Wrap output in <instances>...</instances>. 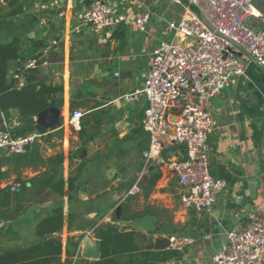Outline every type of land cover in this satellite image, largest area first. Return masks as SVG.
Segmentation results:
<instances>
[{
    "label": "crops",
    "instance_id": "obj_1",
    "mask_svg": "<svg viewBox=\"0 0 264 264\" xmlns=\"http://www.w3.org/2000/svg\"><path fill=\"white\" fill-rule=\"evenodd\" d=\"M93 1H28L27 12L37 20L23 36L27 57L10 61L7 82L31 58L30 39L47 45L59 39L37 67V76L62 91L33 116L31 133L39 137L26 153L0 151V190H26L25 198L12 199L9 218L2 215L0 192V251L41 241L39 219L62 208L63 227L53 234L62 242V253L53 264H72L79 246L76 264H213L215 253L228 245V232L248 212L264 219V69L249 64L246 77L213 99L217 124L209 138L211 172L227 180V187L210 211L189 208L173 167L184 158L185 146L167 142L159 158L147 160L150 135L142 125L148 106L142 90L153 50L171 37L168 23L182 17L184 5L110 0L131 23L111 29L84 26L76 33L73 27ZM255 7L248 24L264 30V0H256ZM147 12L150 20L141 31L134 20ZM76 110L84 113L80 128L70 123ZM0 118L11 130L23 127L19 107L2 111ZM52 174L63 178V193L32 186V179ZM15 183L21 184L17 190ZM134 185L139 192L131 194ZM108 225L117 233L107 262L95 230Z\"/></svg>",
    "mask_w": 264,
    "mask_h": 264
},
{
    "label": "built area",
    "instance_id": "obj_2",
    "mask_svg": "<svg viewBox=\"0 0 264 264\" xmlns=\"http://www.w3.org/2000/svg\"><path fill=\"white\" fill-rule=\"evenodd\" d=\"M184 5L179 20L168 23L169 39L161 40L153 50L143 93L148 101L142 125L150 135L145 151L147 160L159 158L167 142L185 146V156L173 162L180 184L185 188L183 204L197 211H210L227 187V180L211 172L209 138L216 127L212 102L223 90L247 76L248 66L256 63L264 69V30H255L248 19L255 14L256 0H176ZM150 13L134 20L145 31ZM131 23L114 10L110 0H95L84 10L73 30L84 26L111 29ZM59 39L42 49L40 57L24 60L14 78L18 86L26 82L25 71L37 68ZM84 113L76 110L70 123L81 127ZM39 134L13 136L0 129V151L22 155L37 142ZM21 184L15 183L17 190ZM139 192L134 185L130 193ZM79 246L72 264H76ZM213 264H264V219L250 211L228 232V245L218 250Z\"/></svg>",
    "mask_w": 264,
    "mask_h": 264
},
{
    "label": "trees",
    "instance_id": "obj_3",
    "mask_svg": "<svg viewBox=\"0 0 264 264\" xmlns=\"http://www.w3.org/2000/svg\"><path fill=\"white\" fill-rule=\"evenodd\" d=\"M28 1L0 0V34H8V37H0V113L10 107H19L23 121V127L16 130L6 128L0 122V129L9 131L13 136H24L31 133L35 127L33 116L49 105V97L62 91V87L46 85L39 81L38 68H29L25 71L26 82L23 86H18L16 79L11 83L7 82L10 61L27 57L23 46V36L32 29L37 20L34 14L27 12ZM29 41L31 45L29 55L40 57L42 49L47 44L41 40L30 39ZM62 159L63 157L60 155L59 162H62ZM31 184L35 189L50 187L57 193L64 191L63 178L56 179L53 174L48 175L47 178L32 179ZM0 192L3 194L2 215L9 218L13 210L12 199L25 198L26 190H18L13 193L8 187L1 189ZM63 223L62 208H57L54 214L42 217L37 223V234L43 239L27 247L8 248L0 251V264H53L62 253V242L53 234L61 231ZM95 233L101 243L102 260L111 261V237L117 233V229L108 225L98 227ZM145 255H148V252H145ZM147 263L148 260L140 262V264ZM97 264L103 263L98 262Z\"/></svg>",
    "mask_w": 264,
    "mask_h": 264
}]
</instances>
